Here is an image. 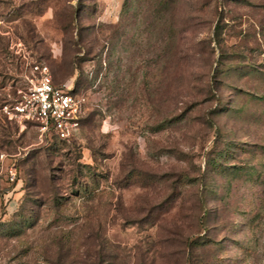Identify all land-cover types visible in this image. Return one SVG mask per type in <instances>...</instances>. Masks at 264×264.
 <instances>
[{
  "label": "rangeland",
  "instance_id": "374dc122",
  "mask_svg": "<svg viewBox=\"0 0 264 264\" xmlns=\"http://www.w3.org/2000/svg\"><path fill=\"white\" fill-rule=\"evenodd\" d=\"M35 64L72 140L1 111ZM263 146L264 0H0V264H264Z\"/></svg>",
  "mask_w": 264,
  "mask_h": 264
},
{
  "label": "built area",
  "instance_id": "2783aa9c",
  "mask_svg": "<svg viewBox=\"0 0 264 264\" xmlns=\"http://www.w3.org/2000/svg\"><path fill=\"white\" fill-rule=\"evenodd\" d=\"M28 84L1 106L10 120L26 119L38 124L42 134L50 132L60 140H72L80 129L85 114L86 98L68 82L55 85L46 64L32 66ZM11 178L15 170H9Z\"/></svg>",
  "mask_w": 264,
  "mask_h": 264
},
{
  "label": "trees",
  "instance_id": "16d2710c",
  "mask_svg": "<svg viewBox=\"0 0 264 264\" xmlns=\"http://www.w3.org/2000/svg\"><path fill=\"white\" fill-rule=\"evenodd\" d=\"M263 152H264V146H263Z\"/></svg>",
  "mask_w": 264,
  "mask_h": 264
}]
</instances>
